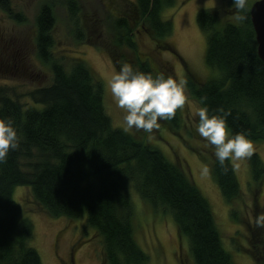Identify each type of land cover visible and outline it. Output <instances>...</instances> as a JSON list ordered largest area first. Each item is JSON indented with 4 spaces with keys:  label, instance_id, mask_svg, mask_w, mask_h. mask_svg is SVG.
<instances>
[{
    "label": "trees",
    "instance_id": "trees-1",
    "mask_svg": "<svg viewBox=\"0 0 264 264\" xmlns=\"http://www.w3.org/2000/svg\"><path fill=\"white\" fill-rule=\"evenodd\" d=\"M125 1L121 14L109 11L112 36L107 45L91 41L92 32L77 1L68 0L72 39L95 43L117 71L128 62L141 72L170 76L148 51L139 49L143 35L152 44L151 52L171 53L185 67L169 40L172 20L162 16L177 1ZM232 3L223 0L217 8L196 13V25L205 35L204 62L216 73L200 80L185 68L186 91L198 108L204 98L210 115H224L230 134L244 132L251 142L264 143V61L257 55L249 11L245 21L235 22ZM0 8L9 11L7 0H0ZM54 25L51 7L41 6L35 17L34 47L38 61L50 70L52 83L26 92L27 105L0 86V118H10L18 133V147L10 149L0 163V264H42L30 246L33 224L12 197L18 185L27 187L38 209L52 217H84L101 243L99 264L147 261L134 236L131 189L153 213L169 214L178 237L187 240L194 264H233L211 206L182 162L168 160L150 143L148 133L126 132L112 124L97 72L81 56L55 54ZM180 119L177 109L171 120L159 121L160 128L175 131ZM208 148L210 175L229 204L230 216L241 221L232 207L242 194L233 166L226 161L225 171L215 160L214 148ZM246 162L254 194L255 186L264 183V163L256 152ZM261 229L256 233L261 234ZM255 240L253 247L243 251L251 264H264L262 240Z\"/></svg>",
    "mask_w": 264,
    "mask_h": 264
},
{
    "label": "rangeland",
    "instance_id": "rangeland-1",
    "mask_svg": "<svg viewBox=\"0 0 264 264\" xmlns=\"http://www.w3.org/2000/svg\"><path fill=\"white\" fill-rule=\"evenodd\" d=\"M81 17L90 27L92 42L110 44L112 20L114 15L126 9L125 0H76ZM131 1V0H129ZM176 6L165 8L162 16L169 17L173 23L170 42L185 62V67L176 56L165 52H151V42L140 36L139 49L148 51L155 63L174 79H185L187 68L200 80L215 76L204 62L205 35L196 25V13L203 8H217L223 0H176ZM183 4L181 5V2ZM254 1L249 0V5ZM9 11L0 8V86L7 87L19 101L27 105L25 93L31 89L47 86L52 82L50 70L42 65L34 47L35 17L43 5H49L54 14L56 55L72 54L82 59L97 72L103 82L104 108L115 127L124 129L122 110L117 109L110 96L108 83L117 71L106 53L95 43H77L69 34L68 0H7ZM112 15V14H111ZM19 17V19H18ZM110 18V19H109ZM111 45H109L110 47ZM150 51V52H149ZM127 54V55H126ZM126 56L128 52H126ZM168 70V71H167ZM185 106L179 109L180 126L175 131L159 128L150 135V143L157 147L170 160L182 162L197 188L209 202L214 214L224 249L229 253L233 264H251V258L244 248L253 247L256 237L264 246V228L257 234L258 227L254 217L264 212V183L250 191V172L246 159L233 166L238 180L241 196L232 204L241 221L230 216L227 204L211 175H203L201 169L207 165L211 154L205 141L195 131L196 110L198 106L186 91ZM253 143V142H252ZM254 151L264 163V143H253ZM134 206V236L140 248L147 254L145 264H194L188 250L187 240L178 237L169 214L156 212L144 204L131 189ZM14 201L20 206L22 214L33 224V237L30 246L39 254L42 264H99L100 240L94 230L86 227L84 217L69 220L64 216L52 217L38 209L25 186H15L12 190ZM255 232V233H252ZM256 251V249H255Z\"/></svg>",
    "mask_w": 264,
    "mask_h": 264
},
{
    "label": "clouds",
    "instance_id": "clouds-1",
    "mask_svg": "<svg viewBox=\"0 0 264 264\" xmlns=\"http://www.w3.org/2000/svg\"><path fill=\"white\" fill-rule=\"evenodd\" d=\"M233 20L247 19L249 0H233ZM108 88L117 109L122 110V124L126 132L142 130L151 134L160 128L159 121L171 120L177 111L185 106L187 82L174 79L164 73H144L128 62L120 64L119 70L110 77ZM201 98V107L196 110L198 122L195 131L204 139L205 146L214 148L217 164L227 170L225 162L238 166L236 162L252 156L254 146L247 134H230L224 115H210ZM18 147V133L10 118H0V163H3L10 149ZM201 172L210 174L205 165ZM258 228H264V212L253 220Z\"/></svg>",
    "mask_w": 264,
    "mask_h": 264
},
{
    "label": "water",
    "instance_id": "water-1",
    "mask_svg": "<svg viewBox=\"0 0 264 264\" xmlns=\"http://www.w3.org/2000/svg\"><path fill=\"white\" fill-rule=\"evenodd\" d=\"M258 57L264 61V0L254 1L249 7Z\"/></svg>",
    "mask_w": 264,
    "mask_h": 264
}]
</instances>
